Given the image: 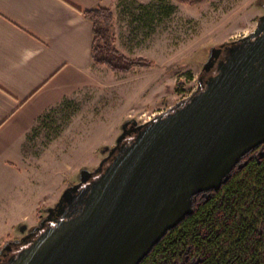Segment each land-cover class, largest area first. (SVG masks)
Segmentation results:
<instances>
[{
    "label": "water",
    "instance_id": "95a60500",
    "mask_svg": "<svg viewBox=\"0 0 264 264\" xmlns=\"http://www.w3.org/2000/svg\"><path fill=\"white\" fill-rule=\"evenodd\" d=\"M98 166L81 170L0 264H140L199 196L252 152L264 155V15L211 49L197 88L169 109L130 119Z\"/></svg>",
    "mask_w": 264,
    "mask_h": 264
},
{
    "label": "rangeland",
    "instance_id": "374dc122",
    "mask_svg": "<svg viewBox=\"0 0 264 264\" xmlns=\"http://www.w3.org/2000/svg\"><path fill=\"white\" fill-rule=\"evenodd\" d=\"M108 9L109 45L152 65L121 62L112 70L92 62L89 84L34 121L24 138L23 171L0 168V248L21 235L23 223L38 224L81 170L98 166L125 121L145 122L188 97L211 49L251 33L264 0H116Z\"/></svg>",
    "mask_w": 264,
    "mask_h": 264
},
{
    "label": "crops",
    "instance_id": "0c3cea01",
    "mask_svg": "<svg viewBox=\"0 0 264 264\" xmlns=\"http://www.w3.org/2000/svg\"><path fill=\"white\" fill-rule=\"evenodd\" d=\"M115 1L0 0V168L23 171L34 121L89 84L93 23L84 12Z\"/></svg>",
    "mask_w": 264,
    "mask_h": 264
},
{
    "label": "trees",
    "instance_id": "16d2710c",
    "mask_svg": "<svg viewBox=\"0 0 264 264\" xmlns=\"http://www.w3.org/2000/svg\"><path fill=\"white\" fill-rule=\"evenodd\" d=\"M84 15L93 23V63L112 70L122 69L121 62L152 65L109 45L111 10L99 6ZM140 264H264V155L254 153L218 190L197 197L192 213L170 229Z\"/></svg>",
    "mask_w": 264,
    "mask_h": 264
},
{
    "label": "flooded vegetation",
    "instance_id": "af4514ba",
    "mask_svg": "<svg viewBox=\"0 0 264 264\" xmlns=\"http://www.w3.org/2000/svg\"><path fill=\"white\" fill-rule=\"evenodd\" d=\"M261 17V16H260ZM111 148V147H110ZM255 152H252L250 155H248L247 156V161L248 160H250L252 157H253V154H254ZM108 154V151H107V153H106V155ZM105 155V156H106ZM104 156V157H105ZM48 214V209H47V212H46V214L45 215H47ZM45 215H44V217H45ZM44 217H42V219L44 218ZM41 219V220H42ZM41 220L38 222V224H36L35 226H31V227H28L26 224H24L23 223V231L21 232V235L19 236V237H17V238H14V239H12V240H14V241H19L23 236H25L27 233H29V232H32V231H34L35 230V228L40 224V222H41ZM2 248V247H1ZM0 248V249H1Z\"/></svg>",
    "mask_w": 264,
    "mask_h": 264
},
{
    "label": "bare ground",
    "instance_id": "6f19581e",
    "mask_svg": "<svg viewBox=\"0 0 264 264\" xmlns=\"http://www.w3.org/2000/svg\"><path fill=\"white\" fill-rule=\"evenodd\" d=\"M202 196V195H201Z\"/></svg>",
    "mask_w": 264,
    "mask_h": 264
}]
</instances>
